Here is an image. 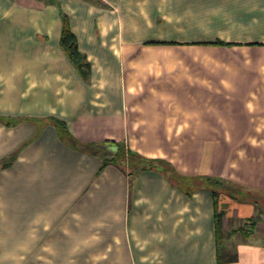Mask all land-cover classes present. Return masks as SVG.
Instances as JSON below:
<instances>
[{"label":"crops","instance_id":"1","mask_svg":"<svg viewBox=\"0 0 264 264\" xmlns=\"http://www.w3.org/2000/svg\"><path fill=\"white\" fill-rule=\"evenodd\" d=\"M116 143L264 195V0H0V264H264L262 198Z\"/></svg>","mask_w":264,"mask_h":264},{"label":"trees","instance_id":"2","mask_svg":"<svg viewBox=\"0 0 264 264\" xmlns=\"http://www.w3.org/2000/svg\"><path fill=\"white\" fill-rule=\"evenodd\" d=\"M60 46L73 63L75 68L78 70L80 75L87 79L89 75V63L87 62L85 54H83L77 44V40L73 32L71 31L68 17L62 15V25H61V35H60ZM54 123L58 128L61 138L72 145L73 147L86 150L89 152H97L98 149L94 150L87 144L80 143L77 141L67 130L66 124L64 121L59 119H54ZM117 152L112 157H103L102 167L107 163H114L121 168L125 169L129 174L139 172L142 169L146 168H161L164 170L167 175L176 180L179 187L185 190L187 193H191L199 188H209L213 193L226 192L230 197L240 200H253L256 201L260 198H263V194L251 193L239 189V187L232 185L230 182L225 180L213 178L209 176H193L185 177L179 175L174 168L167 164L165 161L160 159H151L145 158L137 153L130 151L124 144L116 143ZM257 203V202H255ZM221 215L217 213L216 225L217 229H220ZM219 264H221L219 262Z\"/></svg>","mask_w":264,"mask_h":264},{"label":"rangeland","instance_id":"3","mask_svg":"<svg viewBox=\"0 0 264 264\" xmlns=\"http://www.w3.org/2000/svg\"><path fill=\"white\" fill-rule=\"evenodd\" d=\"M263 200H261L260 202L264 203V198H262Z\"/></svg>","mask_w":264,"mask_h":264}]
</instances>
